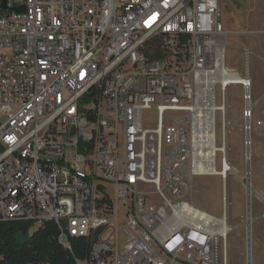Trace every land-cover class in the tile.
Returning <instances> with one entry per match:
<instances>
[{
    "label": "built area",
    "instance_id": "1",
    "mask_svg": "<svg viewBox=\"0 0 264 264\" xmlns=\"http://www.w3.org/2000/svg\"><path fill=\"white\" fill-rule=\"evenodd\" d=\"M222 1L0 0V221L35 229L55 222L65 249L71 239L89 244L77 264H228L225 215L226 227L216 219L173 228L198 207L188 199L194 180L213 176L226 152L228 90L219 79L204 84L217 102L220 146L219 128L192 132V113L207 119L191 105L202 67L226 55ZM154 40L159 60L146 55ZM219 67V78L251 86L226 57ZM243 99L247 111L251 93ZM147 111L157 114L155 128ZM241 117L247 131L251 113ZM205 145H217L215 168L199 170L194 160ZM158 235L176 245L164 247Z\"/></svg>",
    "mask_w": 264,
    "mask_h": 264
},
{
    "label": "rangeland",
    "instance_id": "2",
    "mask_svg": "<svg viewBox=\"0 0 264 264\" xmlns=\"http://www.w3.org/2000/svg\"><path fill=\"white\" fill-rule=\"evenodd\" d=\"M219 21L228 36L227 69L250 79L252 107L245 110L242 86L228 88L229 109L226 111L224 134L226 152L218 155L217 169H222L225 160L233 172L227 178L209 176L195 179L188 199L216 218L225 215L229 219L232 230L227 240L228 264H248V250L251 264H264V0H223ZM245 112L251 113L247 124L251 133L248 148L246 122L241 117ZM144 120L155 128L156 112H145ZM220 129L223 134L219 125V146ZM103 186L114 199L113 186L108 183H103ZM225 191L227 200L224 203ZM148 196L150 204L158 205L154 194L149 193ZM248 218L253 219L250 228L242 222ZM32 233L33 230L30 231Z\"/></svg>",
    "mask_w": 264,
    "mask_h": 264
},
{
    "label": "bare ground",
    "instance_id": "3",
    "mask_svg": "<svg viewBox=\"0 0 264 264\" xmlns=\"http://www.w3.org/2000/svg\"><path fill=\"white\" fill-rule=\"evenodd\" d=\"M225 64V57L222 54H213V60L210 61V66H203L200 74V82H195V91H197L198 97L191 98V105H198V111H204L205 119H207V125L200 119V113H192V132L202 133V135H211L213 130L219 128V113L217 111L216 100H207L209 97V88L204 84H213L216 79H219V86H223L225 90L234 85L242 84L244 93H251V86L247 85V79H238L235 75H222L219 78V74H225V67H219V65ZM252 105L247 106V111L251 109ZM248 122V121H247ZM246 146H250V131L247 128ZM217 153V145H205L203 146V152H199V156L194 160V168L199 170H209V168H215V160L212 156ZM249 156V155H248ZM225 178L229 173L233 172V169L226 163L225 165ZM213 176H219L223 178V168L221 170H213ZM242 175V174H241ZM249 176V174H243ZM227 200V192H224L223 202ZM169 206V197L160 196V207ZM213 215V213H212ZM210 212L204 208L198 210V207H191V216H185L183 218L175 219L173 221V228L182 229L185 231H192V229H201L202 227H211L214 225L217 219V226L226 227V218H216L212 216ZM252 218H248V228L251 227ZM158 242L163 243L164 247H171L176 245V238H171L167 235H158ZM70 248V246H68Z\"/></svg>",
    "mask_w": 264,
    "mask_h": 264
},
{
    "label": "trees",
    "instance_id": "4",
    "mask_svg": "<svg viewBox=\"0 0 264 264\" xmlns=\"http://www.w3.org/2000/svg\"><path fill=\"white\" fill-rule=\"evenodd\" d=\"M147 48L148 58L161 59L158 40L149 43ZM59 233L53 221L38 229L25 220L0 221V264H77L89 256L86 240L71 239L67 250L59 242Z\"/></svg>",
    "mask_w": 264,
    "mask_h": 264
},
{
    "label": "water",
    "instance_id": "5",
    "mask_svg": "<svg viewBox=\"0 0 264 264\" xmlns=\"http://www.w3.org/2000/svg\"><path fill=\"white\" fill-rule=\"evenodd\" d=\"M224 174H225V170L223 171V175ZM248 238H249V234H248ZM248 264H251L250 257H249V250H248Z\"/></svg>",
    "mask_w": 264,
    "mask_h": 264
}]
</instances>
